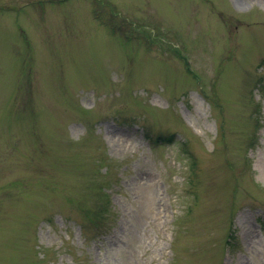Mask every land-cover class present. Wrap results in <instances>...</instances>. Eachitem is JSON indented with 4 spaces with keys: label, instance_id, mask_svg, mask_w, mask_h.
<instances>
[{
    "label": "rangeland",
    "instance_id": "374dc122",
    "mask_svg": "<svg viewBox=\"0 0 264 264\" xmlns=\"http://www.w3.org/2000/svg\"><path fill=\"white\" fill-rule=\"evenodd\" d=\"M237 1L0 0V264H264V0Z\"/></svg>",
    "mask_w": 264,
    "mask_h": 264
},
{
    "label": "bare ground",
    "instance_id": "6f19581e",
    "mask_svg": "<svg viewBox=\"0 0 264 264\" xmlns=\"http://www.w3.org/2000/svg\"><path fill=\"white\" fill-rule=\"evenodd\" d=\"M231 1L235 5V7L239 8V9L243 7V5L240 2H238L237 0H231Z\"/></svg>",
    "mask_w": 264,
    "mask_h": 264
},
{
    "label": "trees",
    "instance_id": "16d2710c",
    "mask_svg": "<svg viewBox=\"0 0 264 264\" xmlns=\"http://www.w3.org/2000/svg\"><path fill=\"white\" fill-rule=\"evenodd\" d=\"M158 138L166 139L167 141H169V140H168L169 138H167V137H162V136L159 137V136H158Z\"/></svg>",
    "mask_w": 264,
    "mask_h": 264
}]
</instances>
